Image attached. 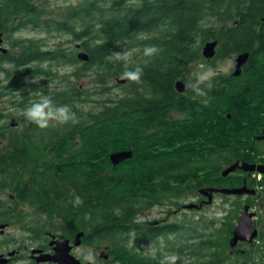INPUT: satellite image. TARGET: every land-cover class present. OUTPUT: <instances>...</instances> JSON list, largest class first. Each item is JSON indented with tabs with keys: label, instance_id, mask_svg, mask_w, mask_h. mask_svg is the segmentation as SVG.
<instances>
[{
	"label": "trees",
	"instance_id": "obj_1",
	"mask_svg": "<svg viewBox=\"0 0 264 264\" xmlns=\"http://www.w3.org/2000/svg\"><path fill=\"white\" fill-rule=\"evenodd\" d=\"M50 5L51 0H0V33L9 36L29 25L62 31L70 42H80L90 59L79 60L76 47L45 49L35 40L20 39L7 53L0 49V102L12 95L30 107L50 96L57 106L69 105L79 122L41 130L23 116L24 127L16 131L0 109V189L10 192L1 205H30L49 218L58 215L75 232L89 229L94 247L101 248L105 238L115 243L117 234L129 232L144 196L227 185L233 174L225 177L223 170L238 158L253 157L255 139L264 129V0H82L60 18L50 15ZM212 40L218 41L217 52L207 59L202 48ZM153 45L158 54L145 57L143 49ZM124 47L138 48L139 57L129 60L127 68L140 66L144 74L139 84L119 83L125 90L112 97L110 82L120 79L126 67L113 53ZM246 52L240 75L219 72L211 88L200 86L205 96L196 94L187 74L194 63L216 68ZM47 61L81 65L70 78L47 67ZM89 71L96 83L90 93L108 95L97 101L90 95L97 108L81 112L77 104L89 93L77 80ZM59 75L65 88L46 90L47 78ZM179 79L188 84L184 92L176 89ZM171 110L186 118L165 121ZM127 150L132 156L112 161L114 152ZM77 195L83 206H73ZM238 214L239 209L228 211L198 242L171 245L173 254L191 257L177 264H259L264 248L257 241L244 252L230 245ZM21 215L10 220H21ZM208 226L204 221L203 229ZM185 230L195 234V227ZM257 240H264V234ZM111 252L130 264H149L135 260L125 245L114 244Z\"/></svg>",
	"mask_w": 264,
	"mask_h": 264
},
{
	"label": "flooded vegetation",
	"instance_id": "obj_2",
	"mask_svg": "<svg viewBox=\"0 0 264 264\" xmlns=\"http://www.w3.org/2000/svg\"><path fill=\"white\" fill-rule=\"evenodd\" d=\"M0 36L2 39L0 47H5L4 33L1 32ZM43 47L46 49L49 48L45 47V45ZM75 47L78 51H82L83 49L80 42L75 43ZM46 63L49 64L50 62L47 61ZM52 63L53 65L56 64L55 62ZM233 71L234 68L231 72ZM187 87L188 84L185 82L184 91H186ZM191 98L195 99L196 97L191 96ZM185 118L186 115L183 112L171 110L167 112L164 120L171 121ZM15 120L16 125H12L11 121L10 124L13 127H18L19 121L17 118ZM155 130H157L156 127L150 130L148 129L147 132L152 133ZM255 142L257 147L252 150L253 157H250L249 160L246 156L235 160V163H238L239 167L231 172L233 175L229 176L227 185L210 184L206 187L216 189H223L226 186L230 188L244 187L245 190L242 193L227 194L214 191L212 201L208 203L209 198L201 192L203 188L195 189L190 192L191 194H196L190 203H195L199 206L193 208H187L188 203L185 198L187 194L185 192L171 194L168 190L160 192L164 195L163 197L161 194H157L154 198L148 195L144 196L143 199L137 202V210L128 228L129 232L117 234L115 243H113L110 237H107L102 241V247L96 248V250H101L98 254L94 252L97 264H130L127 260L117 258L118 256L113 255L111 250L114 244L130 247L135 260L149 264L158 261L161 263L164 256L169 254V246L182 244L185 241V237L181 235V231H184L188 224L185 215L186 210H202L206 206L214 203V197L218 194L232 198L228 202L229 206L225 210V215L228 211H236L239 209V217L245 205L249 206V212L254 213L252 219L254 227L258 230L257 237L252 242L239 241L236 245V247L240 248L239 250L241 252H244L245 249H241L239 244L246 243L245 246L247 247L254 244L258 237H261L264 228V212L262 211V206L264 207V186L261 185V182L264 181V173L258 169L251 170L241 167L244 163L248 164V166L256 167L264 165V129L260 136L258 135V138L255 139ZM36 209L30 205L13 206L10 204L1 205L0 203V218L3 219L0 221V227L1 225L4 226L0 228V264H60L54 257L57 253V248L66 245V243L70 248V254L78 260L77 264H84L83 255L87 254L93 246L91 242V231L89 229L79 228V231L75 232L73 231L72 225L66 223L62 217L54 215L52 218H49L38 214ZM157 209H160L159 213L161 215L155 218L153 213ZM15 213H22L19 216L21 220H10L16 217L14 216ZM238 217L236 218V222ZM79 218L81 219V216ZM85 223H87L88 227V222L86 221ZM194 233L187 235L186 238L195 241L201 239V233L197 232V230ZM79 234L80 237L77 238ZM77 241H79L78 244ZM155 244H161L165 248H162L157 254H146L145 246ZM104 252L106 255H103ZM131 264L138 263H133L132 261Z\"/></svg>",
	"mask_w": 264,
	"mask_h": 264
},
{
	"label": "rangeland",
	"instance_id": "obj_3",
	"mask_svg": "<svg viewBox=\"0 0 264 264\" xmlns=\"http://www.w3.org/2000/svg\"><path fill=\"white\" fill-rule=\"evenodd\" d=\"M81 2H82V0H51V5L48 7V9L51 11L50 15L53 18H60L61 15H63V13L69 11V9H71L73 6L81 4ZM36 28H38V27H32L29 25L27 27H23V28L16 30L14 33H12L9 36L6 35L4 38V43L6 44L5 47L12 49L13 43L20 40V39H23V38L35 40L39 44L40 43L44 44L45 47H47V48L48 47L53 48L54 46H56L58 44H62V46H64V47H69V46H72L73 48L75 47V43H72L69 41L70 36L67 33H64L62 31H54V30L47 32V31H42L40 29H36ZM125 49H126L125 51H131L132 50L129 48H125ZM133 49H137V51L133 52L130 60H136V58L139 57L138 48L134 47ZM120 52H123V50H121ZM52 65H49L46 63L47 67L51 66L52 69L58 70L60 74L69 76V74H71L73 69L76 66H79L81 64L79 63V65H76V64L71 65L70 63H58L57 65H54V66H52ZM201 65H204L205 69L207 67H211L209 64H207V63L204 64L203 61L199 60L198 62L194 63L191 66L190 70L187 72V74L190 75V80L195 81L194 84L197 83L198 75L201 74L205 70V69H202L200 67ZM234 67H235V57H229V58H226V59L220 61L217 65V67L213 68V69L215 70L216 73H219V72L228 73V72H231ZM89 73H90V71L87 72L88 75L86 74L85 76H83L77 80V84L79 85V88L83 89L84 91H87L89 93L88 100H86L82 104H77L79 107L78 109L81 110V112H83V111L86 112L87 110H90V109H92V110L96 109L98 104L95 101H97L98 99L104 100V98H106L108 95V94H105L102 92H98L96 94L90 93L91 91L92 92L95 91L96 83L92 79V76L89 75ZM2 75L3 74H0V79L2 78ZM62 75H59V77H56V78H51V77L47 78L50 81L44 85L45 89L48 90L49 92H52L54 90L57 91L60 89H64L66 81ZM69 77L72 78V76H69ZM119 83L124 84V83H121L120 81H118V79H112L111 80V82H110L111 89H110V91L109 90L108 91L110 92L112 97L122 96L125 88L122 85H120ZM205 83L207 84L209 82H205ZM201 85L202 84H199L198 86L200 87ZM37 93H38V95H42V93L39 91ZM90 95H91V98L95 101L90 100ZM4 96L5 97L1 98L0 109H3V112L6 113V115H7L5 118L6 121L10 122L11 116H14L15 118H17V120L19 121V126L17 127L16 131H20L24 127L25 121L23 118V116H24L23 112L26 108H28L26 106L27 104L24 105V103L20 97L14 98L12 95H4ZM52 123L55 125V126H51L54 129L62 126V125L55 124V122H52ZM9 195H10L9 190L0 189V203H2L6 198H8L7 196H9ZM195 195L196 194L187 193V195L185 197L187 200V203L192 202L193 201L192 198ZM231 199L232 198L224 197L223 195L218 194L216 197H214V203L206 206L202 210H197V211L194 210L193 211V210L187 209L185 212L186 220L188 223L187 226L196 227L197 232H199L201 234L203 232L208 233L210 231V228L213 227V225H216L218 222H220L222 217L225 215V210L228 209L227 208L229 206L228 202ZM5 205H9V203H7ZM262 211L264 212L263 206H262ZM159 212H160V209L155 210V212L153 213L155 218H158L161 215V213H159ZM204 221H208V223H209V226L206 230L203 229ZM213 221H217V222H213ZM212 230H213V228H212ZM262 234H264V228H263ZM181 235L185 237V241L186 240L188 242H194L195 241V240H189L188 238H186L188 235L186 230L181 231ZM185 241L182 242V244L185 243ZM256 243L257 244L260 243L261 245H263V248H264V240H257ZM162 248H165V247L161 244L145 246V253L149 254V255L157 254L162 250ZM245 248H247V246H241V249H245ZM149 249H151L150 252L148 251ZM91 250L93 252H96V254H98L101 251V250L100 251L96 250V247H94V245L91 247ZM168 250H169L168 251L169 254H173L171 252L170 248ZM180 258L181 259L179 261H184L185 259H189L191 257L188 254L183 253L180 256ZM257 260H259V264H264V263H262V262H264V258L260 259V257H259ZM250 263L254 264L253 262H249V264Z\"/></svg>",
	"mask_w": 264,
	"mask_h": 264
},
{
	"label": "clouds",
	"instance_id": "obj_4",
	"mask_svg": "<svg viewBox=\"0 0 264 264\" xmlns=\"http://www.w3.org/2000/svg\"><path fill=\"white\" fill-rule=\"evenodd\" d=\"M137 49H132L131 51L116 52L113 53L114 57L118 61L125 62V70L121 73L120 79L128 80L133 83L139 84L142 82L141 78L144 74L143 68L136 66L133 70H128L127 62L130 60L133 52ZM159 49L156 46H146L143 49V55L145 57H153L158 54ZM205 69L204 65L200 66ZM216 72L213 68L207 67L201 74L197 77V83L191 85L198 96H205L206 93L198 85L204 84L205 82H210L213 77L216 76ZM207 86L211 88V84L208 83ZM206 104L207 101H204ZM24 117L31 123L35 124L39 129L46 130L50 126H55L52 122L58 125H66L69 122L72 124L78 123L76 114L71 110L69 105L57 106L54 104L50 96H41L38 102H34L30 107L26 108L23 112ZM74 207L83 206L84 201L80 196H75L72 201ZM149 252L151 249L148 250ZM178 254H166L161 261V264H177L180 260ZM84 264H97L95 254L92 250H89L87 254L83 255Z\"/></svg>",
	"mask_w": 264,
	"mask_h": 264
},
{
	"label": "water",
	"instance_id": "obj_5",
	"mask_svg": "<svg viewBox=\"0 0 264 264\" xmlns=\"http://www.w3.org/2000/svg\"><path fill=\"white\" fill-rule=\"evenodd\" d=\"M264 20V18H263ZM0 42H2L1 36H0ZM217 46H218V41L217 40H212V41H207L203 48H202V53L204 55V57H206L207 59H210L212 57H214L216 55L217 52ZM1 51H3V53H7L8 49L4 46L0 47ZM77 57L79 60L81 61H88L90 59V56L88 54V52L86 51H80L77 54ZM249 58V53H240L238 55H236L235 57V68L233 71V75H240L242 72V67L243 65L247 62ZM118 81H120L121 83H125L126 80H122V79H118ZM176 89L179 92H183L185 90V82L183 79H179L176 81ZM15 117L11 118V122L12 125H16L15 122ZM132 156V152L131 151H119V152H114L111 155V159L114 163H118L128 157ZM239 167L238 163H234L230 166H228L227 168H225L223 170V175H228L229 173L233 172L234 170H236V168ZM241 167L245 168V169H258L260 172L264 173V165H259V166H248V164L244 163ZM245 190L244 187L242 188H223V189H216V188H203L201 189V192L203 193V195H206L209 199L208 203H210L212 201V197H213V192L214 191H220L223 193H227V194H232V193H242ZM198 207V204L195 203H188L187 204V208H193V207ZM254 216V213L249 212V206L245 205L244 209L241 211V214L239 215L236 225L233 229L232 232V237L230 239V245L232 247H235L239 241H244V242H252L254 241V239L257 237L258 234V230L254 227V223H253V219L252 217ZM1 227H4L1 225ZM0 227V228H1ZM80 237V234L77 236V238ZM79 241H77L78 244ZM62 244V243H61ZM103 255H106L105 252ZM60 264H77V261L74 256H72L70 254V248L66 245H63L59 248H57V253L55 254L54 257ZM63 262V263H62Z\"/></svg>",
	"mask_w": 264,
	"mask_h": 264
}]
</instances>
